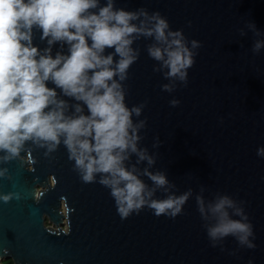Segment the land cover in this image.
<instances>
[{"label": "water", "instance_id": "1", "mask_svg": "<svg viewBox=\"0 0 264 264\" xmlns=\"http://www.w3.org/2000/svg\"><path fill=\"white\" fill-rule=\"evenodd\" d=\"M115 6L159 11L171 28L201 42L187 84L176 81L169 92L147 52L151 38L141 37L124 82L129 106L145 102L134 120L146 118L138 143L155 157L150 170L166 174L170 192L191 189V195L175 217L144 207L121 219L107 188L80 180L63 144L49 156L33 145L0 162L7 169L0 192L18 194L0 201V264H264V157L257 155L264 146V48L253 53L257 37L248 27L254 22L264 34V0H116ZM33 43L47 47L38 29ZM57 51L66 46L53 44ZM173 98L180 103L170 105ZM127 163H136L135 154ZM198 194L206 201L228 194L240 203L256 247L232 236L213 246Z\"/></svg>", "mask_w": 264, "mask_h": 264}, {"label": "clouds", "instance_id": "2", "mask_svg": "<svg viewBox=\"0 0 264 264\" xmlns=\"http://www.w3.org/2000/svg\"><path fill=\"white\" fill-rule=\"evenodd\" d=\"M115 2L0 0V162L21 157L33 145L49 156L63 144L80 180L107 188L121 219L144 207L175 217L191 189L170 192L166 174L150 170L155 157L138 143L146 118L134 120L145 102L129 106L124 82L139 57L133 45L141 37L151 38L147 52L159 62L154 70L169 80L162 85L169 92L176 81L187 84L201 42L171 28L159 11L128 10ZM248 27L257 37L252 51L259 53L264 34L254 22ZM34 29L40 30L47 47L33 43ZM57 42L67 51L53 55ZM133 154L136 163H127ZM257 155L264 157V146ZM141 161L147 162L143 169L137 167ZM6 174L0 167V177ZM158 189L166 195L158 197ZM16 195L0 192V201ZM196 202L213 246L232 236L241 246L256 247L252 223L233 197L221 194L206 201L198 194Z\"/></svg>", "mask_w": 264, "mask_h": 264}, {"label": "rangeland", "instance_id": "3", "mask_svg": "<svg viewBox=\"0 0 264 264\" xmlns=\"http://www.w3.org/2000/svg\"><path fill=\"white\" fill-rule=\"evenodd\" d=\"M63 208H65V206H64ZM46 224H47L49 227L56 228V226H55L51 221H49V219H47ZM63 228L66 229V230L68 229V227H67V223L63 225Z\"/></svg>", "mask_w": 264, "mask_h": 264}, {"label": "trees", "instance_id": "4", "mask_svg": "<svg viewBox=\"0 0 264 264\" xmlns=\"http://www.w3.org/2000/svg\"><path fill=\"white\" fill-rule=\"evenodd\" d=\"M2 264H14V262L12 261V259H9L5 260Z\"/></svg>", "mask_w": 264, "mask_h": 264}]
</instances>
